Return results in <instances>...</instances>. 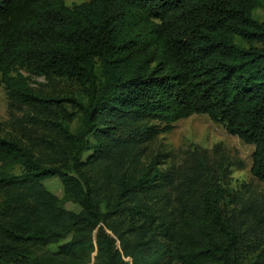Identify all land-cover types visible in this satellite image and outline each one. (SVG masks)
Returning <instances> with one entry per match:
<instances>
[{
    "label": "trees",
    "instance_id": "16d2710c",
    "mask_svg": "<svg viewBox=\"0 0 264 264\" xmlns=\"http://www.w3.org/2000/svg\"><path fill=\"white\" fill-rule=\"evenodd\" d=\"M70 1L0 0V86L34 128L0 134V264H264L241 259L201 160L176 176L141 162L175 122L206 115L253 146L264 183L259 0ZM22 71L75 81L87 102L37 92ZM64 105L80 114L74 133ZM54 177L79 213L43 187Z\"/></svg>",
    "mask_w": 264,
    "mask_h": 264
},
{
    "label": "rangeland",
    "instance_id": "374dc122",
    "mask_svg": "<svg viewBox=\"0 0 264 264\" xmlns=\"http://www.w3.org/2000/svg\"><path fill=\"white\" fill-rule=\"evenodd\" d=\"M81 2L84 0L66 4L71 6ZM253 17L264 24V0H259ZM21 73L28 85L37 92L72 97L82 104L87 102L86 88L75 81L45 79L23 71ZM64 110L72 115L68 128L74 133L80 125V114L69 105H64ZM30 113L25 106H11L4 86H0L2 137L23 139V133H31L34 128L28 123ZM253 149L252 145L244 144L236 136L229 135L222 125L213 123L206 115H193L175 122L168 133L160 134L150 142L141 156V162L147 164L153 159L162 172L176 176L179 168L189 164L192 159L201 160L225 190L222 211L227 224L239 236L241 259L248 261L264 254V183L253 178L250 173ZM89 154H84L82 160ZM21 171V168L16 167L11 173L18 175ZM41 183L60 200L64 210L79 213L78 206L64 199L63 186L56 177L45 179ZM70 237L65 236L58 243L49 245L46 250L56 252ZM40 252L41 250H35V254ZM94 256L95 253L92 260Z\"/></svg>",
    "mask_w": 264,
    "mask_h": 264
}]
</instances>
